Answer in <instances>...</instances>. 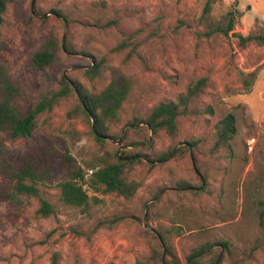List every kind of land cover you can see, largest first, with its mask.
<instances>
[{
  "label": "rangeland",
  "instance_id": "374dc122",
  "mask_svg": "<svg viewBox=\"0 0 264 264\" xmlns=\"http://www.w3.org/2000/svg\"><path fill=\"white\" fill-rule=\"evenodd\" d=\"M204 2L7 0L0 60L22 85L20 113L56 91L61 75L94 92L121 73L131 87L102 140L73 90L39 114L30 136L2 132L5 143L51 142L86 176L114 150L139 160L124 173L137 183L130 197L89 191L87 207H71L56 184L42 186L54 209L47 217L36 214V197L0 202V264H50L55 250L60 264H132L158 248L153 234L162 239L160 264H187L202 244L205 264H264V45L237 37L264 31V0H215L208 13ZM231 9L234 27L225 33ZM50 36L55 61L42 72L29 61ZM95 65L98 74L87 76ZM198 78L205 84L178 114L175 136L144 127L156 104ZM228 112L235 133L214 149V127Z\"/></svg>",
  "mask_w": 264,
  "mask_h": 264
},
{
  "label": "trees",
  "instance_id": "16d2710c",
  "mask_svg": "<svg viewBox=\"0 0 264 264\" xmlns=\"http://www.w3.org/2000/svg\"><path fill=\"white\" fill-rule=\"evenodd\" d=\"M214 1L205 0L203 13L211 10ZM6 2L7 0H0V24ZM57 14L61 15L59 11ZM234 17L235 11L231 9L228 12L225 33L233 29ZM237 37L241 45L248 42L264 45V31L246 36L237 34ZM55 46V39L48 37L32 52L30 66L45 72L55 61ZM98 72V65L85 71L89 77L97 75ZM72 84L65 75H61L56 91L40 95L26 113H20L14 101L22 93V85L13 79L7 64L0 60V202L19 204L25 196L36 197L38 201L36 214L47 217L53 214L54 209L48 199L41 194L42 186L56 184L64 204L82 208L89 205V191L99 190L124 197H130L136 191L137 183L127 181L124 173L126 167L139 160L137 154L129 155L126 151L117 153L114 150L109 156L99 157L101 165L92 167V171L86 176L84 168L68 150H60L51 142L40 140L28 148L9 146L5 143L2 132H8L11 137L30 136L37 125L39 114L49 110L60 96L73 90L79 97L81 111L92 120L91 128L95 138L102 140L108 130V123L118 117L119 109L129 94L130 79L125 74L114 73L103 88L94 92L87 91L76 81ZM204 84L205 78H198L179 93L175 100L156 104L142 121L144 127L153 134L165 130L169 135L175 136L178 132V114L199 95ZM134 122L138 123L137 120ZM235 130V116L228 112L214 127L213 148L227 146ZM168 154L169 152L163 153L160 158L163 159ZM153 235L158 248L153 247L146 258L136 260L132 264H160L157 250L161 249L162 239L158 237L159 235ZM208 248L209 245L204 244L194 248L187 257V264H205L202 254ZM60 260V252L53 251L50 264H60Z\"/></svg>",
  "mask_w": 264,
  "mask_h": 264
}]
</instances>
